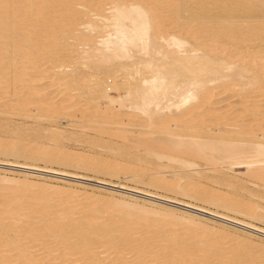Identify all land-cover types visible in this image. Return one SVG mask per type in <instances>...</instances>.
Segmentation results:
<instances>
[{
	"label": "bare ground",
	"instance_id": "6f19581e",
	"mask_svg": "<svg viewBox=\"0 0 264 264\" xmlns=\"http://www.w3.org/2000/svg\"><path fill=\"white\" fill-rule=\"evenodd\" d=\"M262 37L264 0H0V97L13 82H23L27 91L21 106L33 101L47 105L52 112L54 106L46 101L51 90L47 89L53 85L64 89L76 86L81 94L93 98L98 108L97 112L90 111L80 118H85L87 125L97 119L105 126L93 131L98 129L99 133L127 141L126 149L138 150V145L142 146L137 151L139 155L131 154L133 158L127 152L131 158L127 163L138 162L152 173L144 183L141 180L144 171L127 167L130 181L264 222L261 211L264 207L205 190L200 185L203 176L198 171L200 162L216 176L223 168L243 166L246 180L264 190ZM67 41L81 47L80 51L75 49L72 66L53 55L56 50L63 52L69 48ZM31 46L40 47L42 53L38 47L41 54L35 53V49L30 52ZM43 54H47L46 60L41 57ZM40 59H44L43 63H38ZM83 68L91 72L84 74ZM27 70L32 71L28 76ZM118 71L122 73V78L118 77L120 83L115 81L120 80L116 79ZM44 77L46 83L35 85ZM3 108L8 109V105ZM6 111L9 110L3 112ZM10 147L0 146V154L19 157L27 151L25 148V152H14L15 146L13 151ZM34 149L25 155L60 165L70 162L66 154L58 156L59 151L55 154ZM87 163L76 160L72 165L79 169ZM175 163L180 164L179 168L173 166ZM89 165L92 166L88 169L96 172L100 169L93 162ZM112 167L108 175L116 173ZM16 169L70 178L64 172L29 166ZM117 171L124 170L121 167ZM96 185L141 194L136 188L103 182ZM29 187L33 188L31 184H22L24 192L32 189ZM47 191L37 199L22 201L27 208L39 209L33 210L37 217L29 211L22 213V203L18 200L16 205L12 203L14 208L8 202V208L0 211V241L8 243L0 244V264H197L200 261L192 263L194 254L207 264H232V253L238 247L250 250L243 234H232V239H228L229 234L223 235L224 226L208 229L201 220L193 218L184 221L192 228L187 225L185 235L177 236L174 228L182 224L179 218L175 220L171 209L161 215L134 205L109 204L92 196L83 198L77 192L64 193L56 187ZM53 196L60 199L53 200ZM182 207L193 206L182 204ZM106 212L111 216L103 217ZM161 217L169 219L162 223ZM135 225L141 230L138 234L132 231L134 236L129 237L130 227ZM238 225L264 237L263 230ZM225 239H228L226 243H232L229 247L224 246ZM146 244L152 247L147 249ZM163 250L165 254L160 253ZM244 255L245 261L250 258Z\"/></svg>",
	"mask_w": 264,
	"mask_h": 264
},
{
	"label": "rangeland",
	"instance_id": "374dc122",
	"mask_svg": "<svg viewBox=\"0 0 264 264\" xmlns=\"http://www.w3.org/2000/svg\"><path fill=\"white\" fill-rule=\"evenodd\" d=\"M181 16H180L181 21H184L183 20L185 18L184 15H181ZM215 16L217 17V15H215ZM262 38H264V37H262ZM67 42H69L68 43L69 48L66 47L67 49H63V52H62V50H56V51L54 50L55 53L53 51L54 54L53 53L52 54L54 55V57L56 59H59L58 61L62 60L60 62H65L64 64H66V62L69 61V62H67L68 64H66V65L70 64L69 66H72L75 64L73 61L74 60L73 57L76 56L77 51H80L81 47L77 45L79 47L78 48L76 46V44L72 41H67ZM37 47L30 48V50H32L30 52L33 53V51L35 49L34 52L38 53L41 48L38 47L39 49L37 52ZM75 49H77V51ZM60 51H61V53H60ZM72 51H74V52H72ZM40 52L42 53V50ZM41 53H38V54H41ZM44 55L47 56V54H43L42 56L41 55L40 56L42 58H44V57L46 58V56H44ZM40 56H38V57L40 58ZM48 57H50V56L48 55ZM44 59H42V60L40 59V61L38 63H40L41 61H42L41 63H43ZM35 66H37V65H35ZM82 70H83L82 73H84V74L85 73L89 74L91 72L89 68H83ZM26 72H28V74L26 73L27 76L32 73V71H30V70H27ZM117 74H119L120 76L118 75L116 77V79H120V80H115V81H117V83H120L121 78H122L121 77L122 73H121V71H118ZM46 75H45V77L49 76L50 74H48L47 76ZM27 76L23 77L24 80L26 79ZM45 77H44V80L39 81L35 85L41 86L43 83H46L47 80L45 79ZM118 77H121V78H118ZM108 81H107V83H108ZM12 84H14V85L10 84L9 87L7 89L5 88V90L1 93V94L4 93L3 94L4 96L2 95V97H4V99L2 97H0V106L2 105L0 110L1 111H2V109H3V111L9 110L8 112L7 111L6 112L0 111V146L6 145L8 147L9 145H11V147H10L11 149L15 146L13 148L14 152H21V150L23 152H25L26 150L29 151L30 149L36 150V149H34L36 147L38 150L44 149L45 152H52V153L54 152L55 154L60 152L57 155L60 156L61 153H62V155L66 154V157L69 156L68 159H70V160H68V161H70V162H68L67 165H60L57 163L49 162L48 160H45V159H41V160L30 159L29 157H27L25 155V154H27V151L25 152L24 156H19V157L6 156V155L0 154V165H4V164L11 165L8 167L0 166V211L3 212L4 208L5 209L8 208L9 203L14 204L16 202V200H18L19 202L22 203V206H21L23 209L22 213H28L29 214V212H31L30 213L31 216L37 217L39 215L36 214V212H35V214H33L34 213L33 210L39 211V209L35 208L36 209L35 210L34 207H32V209L27 208L24 204L25 202H22V201L28 202L30 200V198L31 199H35V198L37 199L38 197L43 195L45 192H48L47 189L49 187L59 188V190L61 189V191H64V193H65V191L66 192L68 191V193L69 192H71V193L77 192V194L81 195V197H83V198L85 196L86 197L92 196L96 199L97 198L101 199L100 201H102V202L103 201L108 202L109 204H110V202L111 203L117 202L119 204L121 203L124 205H130V206L134 205L132 207L149 209L150 211L152 210V211L158 212L159 214L162 213L161 215L164 214L165 210L171 209L174 211V218L176 217L175 220L179 218L178 222H180L182 224V225L176 226L174 228V230H175L174 233L177 236H184L185 235V231H187L186 226L188 224L187 223L185 224L184 221H186L190 218L191 219L193 218L195 220H201L202 224L206 225V227L208 229L209 228L210 229L215 228L216 225H222L225 228V232L223 233V235L227 236V234H229L227 236L228 239H232V237H231L232 234L236 235V234L241 233V235L243 234L242 238L245 241H247V243H249V246H250V250H242V249L240 250L239 248H241V246L238 247L239 252L237 250V252L232 253V257L234 258V260H232L233 261L232 264H264V237H261L262 235L255 233L254 231H248L247 229H242V227H240L238 225L239 223H240V225L241 224H243V225L247 224V226L249 225L251 227H254L256 229L264 231V222L263 221L261 222V220L259 221V220H255V219H250V218H247V217L242 216L240 214L233 213L230 211H226L222 208H219L216 205L213 206L212 204H208L205 202H201L199 200H195V199L187 198V197L182 196V195H178V193H174V192L170 193L167 191L165 192V190H162V189H155L154 190L152 187L150 188L149 186H146L144 184L143 185L137 184V183L135 184V183H133V181H130V179H129L130 174L127 173L128 172L127 167L128 168H131V167L136 168L138 170H142V172L144 171L143 174L140 171V174H142L141 180L142 181L144 180V183H146L147 179L149 178L148 175L152 173V171H147L148 167H145L143 164L141 165L138 162H133L131 164L127 163L128 159L133 158V156H135V154H137L138 152L141 151L142 146L138 145L139 151L137 150V148L135 149L136 151L132 150V149H126V147L129 145V143L127 141L125 143V140L111 137L109 134L97 132L99 127L105 128L104 125L100 124V121H96L97 119L91 120L90 123L87 125V122L84 121L86 119L85 118L83 119L82 117H81L82 118L81 119L80 115L84 116L85 114H87L90 111L91 112H93L94 110L96 112L98 111L97 105L95 103H93L94 102L93 98H90L89 95L81 94L80 93L81 91H78L76 86L75 87L69 86V89H68V87L66 89H64L65 87H60V88H62V89H60L57 87V85H53L52 87H50L51 89L50 88L47 89L48 92H50L49 90H51V93L47 96L46 101L47 102L49 101L48 103H51L52 106H54L52 108L53 109L52 112H50V111H48L47 105L35 104V102H33V101H32V103L26 102L25 105L21 106L20 101H22L25 98L24 94L27 91V89H26L27 85H25V87H24L23 82H21V83L20 82L19 83L13 82ZM46 85H50V83L46 84ZM14 86H16L15 89H14ZM9 89H11V90H9ZM73 89H75V90H73ZM66 90L69 92H67ZM70 90H72L73 92ZM6 91H7V93H5ZM110 95L114 96V97L117 96V94H115V93H111ZM222 95H224V94H222ZM52 96L56 97L57 99L56 98L54 99ZM20 97H22V98L20 99ZM63 98H64V100H67V101H64ZM36 99H37V97H36ZM68 99L71 101H69ZM38 100H39V98H38ZM80 100H82V101H80ZM87 102H88V104H87ZM53 104H55L56 106ZM4 105L5 106L8 105V109H4L3 108V107H5ZM9 105H11V106H9ZM79 105H80V107H79ZM15 106L16 107L18 106V108L21 107L22 109L21 108H19V109L22 111H18L19 109L16 108ZM26 108H27V110H24ZM71 108H73V109H71ZM84 108H85V110H83ZM23 111H26L25 112L26 114H23ZM21 112H22V114H21ZM40 112H42V113H40ZM68 113H69V115H68ZM77 116L79 117V119H77L78 118ZM79 123H80V125H79ZM83 124H85V125H83ZM88 128L90 129L89 131H88ZM94 128L95 129L98 128L96 130V132L93 131V130H95ZM100 131H102V130H100ZM132 136H134V135H132ZM126 144H128V145L125 146ZM132 146L134 148H135V146L137 147V145H135V146L132 145ZM25 148H26V150H25ZM13 149H12V151H13ZM124 150H126V151H124ZM116 151H118V152H116ZM127 152H130V153H128V154H130V157L132 155L133 156L130 158L127 155ZM125 154H126V156H125ZM137 155H139V154H137ZM63 156H65V155H63ZM91 159H92V161H90ZM76 160L78 162L79 161L88 162L87 166L84 168H79V169L74 168L72 164H74V162H76ZM92 162H93L94 166L97 165V168H100V169H98V172L93 170V168H91L92 170L88 169V167L90 168L92 166V165H89ZM198 164H200V166L198 167V171L203 176L201 179H199V182H200L201 187L204 188L205 190H208L210 192H214L215 194H219L222 197L224 196V198H229V197L231 198L232 197V198L239 200V201H242V200L245 202L246 201H250V202L252 201L253 205L255 203L254 206L259 205V207L261 209L264 207V198H263L264 197V190H263V188H260L257 185L254 186L253 184L249 183L246 180V177H244L245 176L244 174L246 172L245 167H243V166L237 167V168L233 167L231 169H227V168L224 169L223 168L221 171L222 173L220 175L216 176V175L212 174L211 172H209L202 162H200ZM179 165L180 164H177V163L173 164V166L176 168H179ZM15 166L16 167H18V166L28 167L29 166V168H36L38 170L64 172L65 174L69 175L70 178L68 177V178H62L61 179L59 177L56 178V177H53L50 175L39 174L37 172H32V171L23 172L21 170L16 169ZM112 166H114L116 168V173L114 175H108L110 173H108L107 171H109V168ZM121 167H122V170H124V171H121L120 173H118L119 170L117 171V169H121ZM123 167H124V169H123ZM150 167H152V166H150ZM99 170H101V171H99ZM71 177H73V178H71ZM195 177H197V176H195ZM218 178H219V180H218ZM3 179L15 180L16 182H15V184H14V182L12 184L9 182L2 181ZM93 181L94 182L96 181L97 183L96 182L94 183ZM98 182H103V183H107L111 186L113 185L116 187H123L126 189H135L136 188L138 191L141 192V194H132V193L127 194V192L118 191L117 189L104 188V187H101L99 185L97 186L96 184H98ZM226 182H232V184H230L231 186L225 185ZM23 183L31 184V186H33V188L29 187V189L30 188H32V189L24 192L22 189ZM99 187H100V189H99ZM42 189H44L45 192L40 191ZM42 192H44V193L42 194ZM153 196L156 198L155 199L150 198ZM260 196L262 197V200H261ZM52 198H54L53 200H55V198H57V197L53 196ZM57 199H60V198H57ZM163 199H165V200H163ZM6 203L8 206L6 205ZM182 204L191 205V207L192 206L193 207L192 208H184V207H182ZM14 205H16V204H14ZM14 205L11 208H14ZM2 206H4V207H2ZM195 208H197V209L193 210ZM198 209L201 212H199ZM45 210L49 211L48 209H45ZM261 211H264V208ZM208 212L210 214H208ZM94 214L95 213H93V215ZM105 215L111 216V214H107V212L103 215V217ZM220 216L224 217L225 219L222 220L223 218H221ZM98 217H101L100 219L104 220V218L101 215H99ZM185 217H186V219H185ZM161 218L162 219H160V222H162V223L167 222V219H169L167 217H161ZM165 218H167L166 221H165ZM184 225L186 228L183 227ZM190 225L191 224H189L188 227L192 228ZM130 228H131V230L129 231V233H130V235H128L129 237L134 236L131 233L132 231L135 232V234H138L141 230V228L137 225H135L134 227L131 226ZM199 231L200 230H198L197 232H199ZM229 236H230V238H229ZM228 239H225L223 241L224 246L226 245L225 247H227V246L229 247L232 244L230 241L229 242L231 244L226 243V242H228ZM0 242H1L0 243L1 245H7L8 244V243L5 244L2 240ZM9 245H11V244H9ZM40 246L38 248H40ZM146 247H147V249H149L152 246H151V244H146ZM243 252L250 256V258L247 259L246 261H245V255ZM12 253H13V255H15V251H12ZM160 253L165 254V251L163 250ZM240 253L243 254V257ZM106 254H107V252H106ZM106 254H101V256L102 255L105 256ZM13 258H15V257H13ZM10 260H12V259H10ZM198 261H200V262L197 264H207L208 263L205 259H203L199 256H196L194 254V256L192 258V263H195ZM68 263L69 264L70 263L76 264V263H72V262H68Z\"/></svg>",
	"mask_w": 264,
	"mask_h": 264
}]
</instances>
